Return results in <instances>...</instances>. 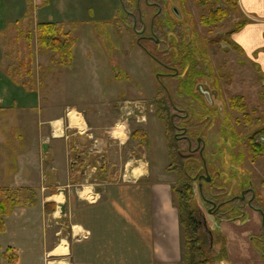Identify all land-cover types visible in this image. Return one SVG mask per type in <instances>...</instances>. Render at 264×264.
Instances as JSON below:
<instances>
[{
	"label": "rangeland",
	"instance_id": "374dc122",
	"mask_svg": "<svg viewBox=\"0 0 264 264\" xmlns=\"http://www.w3.org/2000/svg\"><path fill=\"white\" fill-rule=\"evenodd\" d=\"M145 1L139 0L137 10L131 8L127 13L120 0H0L1 15L17 18L0 33L2 70L19 86L39 87V98L47 104L68 107L76 103L86 108L85 115L99 140L87 147L93 152L91 163L95 156L102 167L105 159L119 171L128 159L141 157L148 161L152 178L160 177L174 186L179 176L171 170L179 168L175 153L184 156L190 146L196 148L200 138L207 174L214 179L212 184L217 181L213 187H224L229 198L238 197L252 184L264 197V157L251 161L248 149L252 137L253 144H262L264 84L256 67L231 41L230 28L240 14L232 8L231 0ZM25 3L32 16L19 20ZM10 4L14 12L8 15L5 10H11ZM222 9L229 13L219 17ZM205 12L212 18L218 16L213 21ZM38 19L73 22L64 25V30L75 38V66L74 54L72 65L65 67L57 52L38 46ZM187 76L192 77L191 82L186 81ZM167 96L174 105L171 116L188 118L172 128L166 117L164 122L157 117L156 104ZM235 99L242 108L231 107ZM188 122L190 133L183 127ZM135 130L146 134L145 145L132 136ZM124 132L127 139L119 141ZM183 134L191 137L189 149L184 140L174 147L175 139ZM205 174L199 169L195 175L199 180L190 184L191 205L204 214L205 225L214 236L210 243L213 254L221 250L222 238L224 248L240 253L237 262L221 260L216 264L264 262L251 249L247 253L262 236L261 218L256 223L248 220V214L242 222L214 219L211 211L216 205L212 201L217 200L210 194L216 192L204 182L201 176ZM20 198L32 200L33 196L26 192L20 193ZM220 222L240 228L226 234L227 240ZM51 224L61 227L63 233L69 227L65 216ZM32 225L23 228L14 222L0 234H8L6 238L21 250L22 263L41 264V230L37 220ZM219 234L221 239L216 237Z\"/></svg>",
	"mask_w": 264,
	"mask_h": 264
},
{
	"label": "crops",
	"instance_id": "0c3cea01",
	"mask_svg": "<svg viewBox=\"0 0 264 264\" xmlns=\"http://www.w3.org/2000/svg\"><path fill=\"white\" fill-rule=\"evenodd\" d=\"M236 4L245 24L231 35V41L256 67L264 84V0H236ZM11 7L5 14L14 12ZM19 13V20L31 15L26 3ZM1 14L0 33L17 20ZM44 21L53 20L38 22ZM2 63L0 50V187L33 196L31 203L15 207L4 217V231L14 222L24 228L37 220L41 264H186L173 186L160 177L152 178L148 161L141 157L128 159L119 171L105 159L102 167L95 156L91 163L93 152L87 147L99 140L86 108L76 103L68 107L47 104L39 98V87L17 85L2 70ZM125 139L126 132L119 141ZM245 211L249 221H260L257 211L249 207ZM62 216L69 224L64 233L51 224ZM219 226L225 236L240 228L231 222ZM7 235L0 234L1 252L14 249L16 264H24L21 250ZM226 248L228 260L237 262L240 253ZM248 249V254L251 249L261 259L256 247ZM1 264H7L6 260L1 259Z\"/></svg>",
	"mask_w": 264,
	"mask_h": 264
},
{
	"label": "trees",
	"instance_id": "16d2710c",
	"mask_svg": "<svg viewBox=\"0 0 264 264\" xmlns=\"http://www.w3.org/2000/svg\"><path fill=\"white\" fill-rule=\"evenodd\" d=\"M138 1L139 0H120V7L121 9L125 10V12L129 13L131 8H135L137 10L136 7L138 5ZM197 1H199L200 3H203L204 1L206 2V0ZM147 2L150 3V1ZM231 5L232 8L236 9V11L239 13L236 0H231ZM228 13V10L222 9L219 14V17L227 15ZM216 16L212 18L209 17V12L205 14L206 18L212 19L213 21H215V19L217 18ZM244 24L245 19L240 17L239 20L234 24V26L230 28V36L234 32L241 29ZM64 25L66 24L62 22H38L36 25L37 43L38 46L42 49H50L54 52H57V54L59 55V63L64 65L65 67H70L73 62V49L75 46V38L69 32H65ZM191 78V76H187V78L185 79L186 81L188 80L191 82ZM186 81L182 82L181 88H184ZM186 91L189 93L188 90ZM171 101L172 100L167 96V98L165 97V100H160V102L156 105L158 115L157 117H159L161 121H163L164 117H166L168 124L172 128L177 125L176 122L179 124L183 121V119L187 120L188 118H181L178 115L171 116L174 112V105L171 103ZM231 107L235 109L242 108V106L240 105V101L238 102V100L236 99L235 101H233V103H231ZM189 125L190 124L188 122L187 124L185 123V125L183 126L184 128H186V131L188 133H190ZM262 133H264V131ZM132 136L134 138H138V142H141V144H146V134L141 130L133 131ZM189 138H191L190 135ZM253 140V137L250 138V147L248 148L250 150V153H252L251 161L257 160L260 157H264L263 145L253 144ZM178 141H183V139H175L176 143L174 147H177L176 145L178 144ZM184 142L186 143V148L189 149L190 145L188 146V142L185 140ZM200 148H202V145ZM194 149L195 148H192L190 146V149L187 150L188 153L184 156L182 154L179 155L174 152L176 154V160L178 161L176 165H179V168L177 167V169H174L170 167L171 170L176 173V175L177 173L179 175H177L178 177L176 176L177 182L171 189L174 195V200L178 212V225L180 226L182 231V250L186 264H216V261L219 262L221 260H228L227 251L226 248H224L225 241L223 238L221 239V237L223 236H220L221 234L216 235L217 239H221L222 247L220 251L213 254V250L211 249L212 247L210 246V237L213 241L214 236L212 232L211 234H209L207 231V229L209 228L206 229L203 225V223L206 222L204 214L200 213L196 208H193L191 205L193 192L190 189V184L192 180H197L199 178L195 177L199 169H203L206 173L203 164V162H205L203 153H201L200 155L199 149ZM257 155H259V157ZM196 161H198V163H196ZM207 175L209 176V174ZM214 176L218 177V172H215ZM209 177V181H206V179L204 178L203 180L204 182L208 183V185L212 186V188H214L216 192L214 193V195L210 194L211 196H213V200H217L215 202L212 201V205H216L211 211L214 219L219 221L229 220L242 222L245 218L247 219V212L245 211L247 206L253 208L254 210H257L260 213L261 218L260 222L262 236L258 241H255L254 246L257 247L260 253H264V197H261L257 193H246L245 197L242 198H240L241 195H239L238 197L231 196L229 198H226V189L224 187L218 186L213 187L215 186V183L217 181L212 184L214 182V179L211 176ZM20 193L24 194L26 192L21 189H8L7 187H0V232H4L5 230L4 217L8 216L15 207L32 202V200H28L29 198H24L25 201H22L20 198ZM1 259H5L7 264H16L18 260V254L14 249L10 248H8L4 253H2L0 248V264Z\"/></svg>",
	"mask_w": 264,
	"mask_h": 264
},
{
	"label": "flooded vegetation",
	"instance_id": "af4514ba",
	"mask_svg": "<svg viewBox=\"0 0 264 264\" xmlns=\"http://www.w3.org/2000/svg\"><path fill=\"white\" fill-rule=\"evenodd\" d=\"M149 4H152V3H149ZM178 116H179V114H178ZM184 133H186V132H184ZM179 139H183V140H185V141H187L188 142V146L190 145V140H188V139H190L188 136H186V134L184 135H181V136H179L178 137ZM203 142H200V144H199V146H198V143H197V146H196V148L194 149V150H197V149H199V151H200V147H201V145L203 146V144H202ZM193 150V151H194ZM202 178H205L206 176H201ZM246 193H251V194H255L256 193V190H255V188L252 186V184H250L245 190H243L242 191V193L240 194V195H243V197H245V194ZM242 197V196H241ZM240 197V198H241ZM249 206H247V208H248ZM250 208V207H249ZM254 210L253 208H250V210ZM255 211H257V210H255ZM258 212V211H257ZM259 213V212H258ZM259 215H260V213H259ZM255 244V243H254ZM255 247V246H254ZM257 248V247H256ZM257 251H258V249H257ZM259 252V251H258ZM259 254H260V256H261V259L262 258H264V253H260L259 252Z\"/></svg>",
	"mask_w": 264,
	"mask_h": 264
},
{
	"label": "water",
	"instance_id": "95a60500",
	"mask_svg": "<svg viewBox=\"0 0 264 264\" xmlns=\"http://www.w3.org/2000/svg\"><path fill=\"white\" fill-rule=\"evenodd\" d=\"M174 12L175 13H177V11H176V9H174ZM157 41V40H156ZM197 140V143H198V146H199V144H200V142H203L202 141V139H200V138H198V139H196ZM203 144V143H202ZM202 148H203V146H202ZM202 148L200 149V155H201V150H202ZM205 162H203V164H204ZM204 168H205V171H206V177H205V179H206V181H209L210 180V177L209 176H207V169H206V166H205V164H204ZM242 197H243V195H241ZM241 197V198H242ZM61 210L63 211V206H61ZM206 223V222H205ZM205 223H203V225L205 226V228L207 229V226L205 225ZM207 231H208V233L209 234H211V231L209 230V229H207ZM210 243H212V238L210 237Z\"/></svg>",
	"mask_w": 264,
	"mask_h": 264
},
{
	"label": "built area",
	"instance_id": "2783aa9c",
	"mask_svg": "<svg viewBox=\"0 0 264 264\" xmlns=\"http://www.w3.org/2000/svg\"><path fill=\"white\" fill-rule=\"evenodd\" d=\"M128 114H130V112H129ZM125 119H126V118H125Z\"/></svg>",
	"mask_w": 264,
	"mask_h": 264
}]
</instances>
